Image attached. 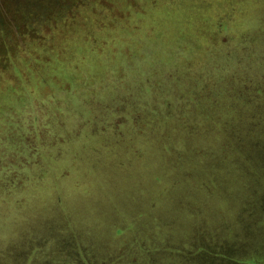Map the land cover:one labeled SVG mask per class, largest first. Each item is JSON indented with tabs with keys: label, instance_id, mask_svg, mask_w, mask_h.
Here are the masks:
<instances>
[{
	"label": "rangeland",
	"instance_id": "374dc122",
	"mask_svg": "<svg viewBox=\"0 0 264 264\" xmlns=\"http://www.w3.org/2000/svg\"><path fill=\"white\" fill-rule=\"evenodd\" d=\"M262 59L264 0H0V264H264Z\"/></svg>",
	"mask_w": 264,
	"mask_h": 264
},
{
	"label": "crops",
	"instance_id": "0c3cea01",
	"mask_svg": "<svg viewBox=\"0 0 264 264\" xmlns=\"http://www.w3.org/2000/svg\"><path fill=\"white\" fill-rule=\"evenodd\" d=\"M262 61H263V65H264V59H262ZM262 77L264 79V76H262ZM76 244L78 245V247L80 246V249H81V247H83L82 244L80 242H78V241L76 242ZM76 244H74L75 247L72 248L75 251H76V249L78 250V247H76ZM30 245L32 246V248H31L29 254L32 253L31 256L37 257V259L42 260L43 263H40V264H74L73 263L74 261H72V257L73 256H71V257L69 256L68 249L66 248L64 243L62 244L61 251H57V252H54V253H49V251H48V246H49V241L48 240H44L43 242L40 241L39 243H38V241L33 240L30 243ZM35 246H37V247L34 249L33 247H35ZM218 247H219V245L217 244L214 247L207 246L206 248L210 252H212V255H227V257H230V256L237 257V256H233L232 255L233 253H231V252H227V251H224V250H219ZM83 249H85V247H83ZM29 254L27 255V257L29 256ZM55 256L56 257H60L62 259L60 261H55V258H54ZM216 257H220V256H216ZM85 263H86V259L85 258H83V260L81 259L80 262L78 260V264H85ZM26 264H31V263H29V259H27ZM32 264H35V263L33 262Z\"/></svg>",
	"mask_w": 264,
	"mask_h": 264
}]
</instances>
